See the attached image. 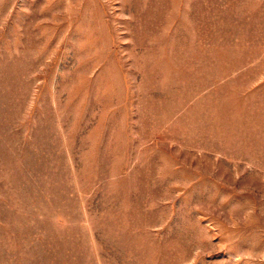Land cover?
Segmentation results:
<instances>
[{"label":"rangeland","instance_id":"1","mask_svg":"<svg viewBox=\"0 0 264 264\" xmlns=\"http://www.w3.org/2000/svg\"><path fill=\"white\" fill-rule=\"evenodd\" d=\"M0 264H264V0H0Z\"/></svg>","mask_w":264,"mask_h":264}]
</instances>
